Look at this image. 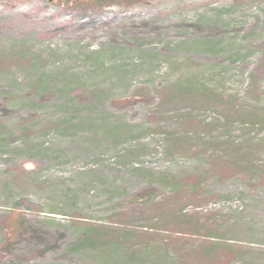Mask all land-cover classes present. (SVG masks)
Returning <instances> with one entry per match:
<instances>
[{"label":"rangeland","instance_id":"obj_1","mask_svg":"<svg viewBox=\"0 0 264 264\" xmlns=\"http://www.w3.org/2000/svg\"><path fill=\"white\" fill-rule=\"evenodd\" d=\"M261 117L264 0H0V264H264Z\"/></svg>","mask_w":264,"mask_h":264},{"label":"trees","instance_id":"obj_2","mask_svg":"<svg viewBox=\"0 0 264 264\" xmlns=\"http://www.w3.org/2000/svg\"><path fill=\"white\" fill-rule=\"evenodd\" d=\"M80 0H64L65 7L71 5L72 7L77 5V2ZM86 6L89 8H101L105 6L112 5L114 0H85ZM85 5V4H84ZM184 86L174 85L170 89L166 90L163 94V98L161 99L158 109L168 105L167 103H174L177 104L180 102L179 100L183 98L185 95V89H182ZM171 95V96H170ZM170 96V97H169ZM167 102V103H166ZM5 111V110H4ZM260 124H264V117L260 118ZM251 125V124H249ZM169 136V135H168ZM171 220L173 224L179 225L180 227L188 226L191 227L193 230L195 226L191 225V223H186L188 217L183 212H178L175 214ZM168 218V217H167ZM3 248L0 250V262L5 260L8 256H13L14 249L13 247L19 245L23 238L28 234V228H25L23 222L20 218L15 221H10L3 226L1 225L0 229ZM95 239H91L90 237H82L76 243L77 248H94L99 247V244L95 242ZM41 248L31 250V254L36 255L38 259H43L48 254L53 253L56 249V244H51L50 242L43 243ZM214 245L210 243H202V245L198 248V250L193 251L192 253L196 255L199 259V262L203 263H213L214 259L213 256L217 253H214L216 250ZM77 250V249H74ZM6 256V257H5ZM113 260L112 257H110ZM178 258L174 260L177 262ZM183 264V263H182Z\"/></svg>","mask_w":264,"mask_h":264}]
</instances>
